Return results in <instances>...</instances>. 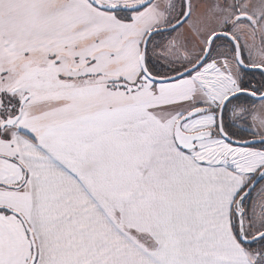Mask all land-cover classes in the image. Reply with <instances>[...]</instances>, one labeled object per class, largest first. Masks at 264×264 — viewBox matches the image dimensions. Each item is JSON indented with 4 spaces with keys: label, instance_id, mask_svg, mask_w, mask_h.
<instances>
[{
    "label": "snow or ice",
    "instance_id": "snow-or-ice-1",
    "mask_svg": "<svg viewBox=\"0 0 264 264\" xmlns=\"http://www.w3.org/2000/svg\"><path fill=\"white\" fill-rule=\"evenodd\" d=\"M0 264H264V0H0Z\"/></svg>",
    "mask_w": 264,
    "mask_h": 264
}]
</instances>
